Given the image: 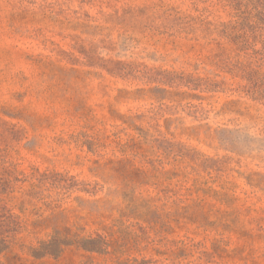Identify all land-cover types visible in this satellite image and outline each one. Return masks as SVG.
Returning <instances> with one entry per match:
<instances>
[{
    "label": "rangeland",
    "instance_id": "374dc122",
    "mask_svg": "<svg viewBox=\"0 0 264 264\" xmlns=\"http://www.w3.org/2000/svg\"><path fill=\"white\" fill-rule=\"evenodd\" d=\"M234 19L230 0H0V173L97 181L95 196L60 202L86 234L126 204L106 162L156 160L151 180L167 188H137L139 208L115 228L120 253L35 258L44 228L18 234L3 264H264V85L245 74L264 76V30L246 48L230 37ZM31 185L4 196L32 228ZM98 199L104 218L84 202Z\"/></svg>",
    "mask_w": 264,
    "mask_h": 264
},
{
    "label": "trees",
    "instance_id": "16d2710c",
    "mask_svg": "<svg viewBox=\"0 0 264 264\" xmlns=\"http://www.w3.org/2000/svg\"><path fill=\"white\" fill-rule=\"evenodd\" d=\"M230 5L233 7L235 16V19L230 22V37L236 42L241 41L248 48L250 46V36L253 35L256 38L264 30V0H230ZM245 74L250 84L257 89L262 88L264 76L262 79L258 78V72L256 71H246ZM262 91H264V88ZM121 145V151H133L137 146V142L134 138H131L121 143ZM136 157L137 154H134L133 157L124 154V157L110 160L104 164V167L111 169V177L119 180V184L122 185L123 189L125 191L129 189V191L124 193V203H126L124 206L120 204L109 208L111 212L118 208L120 217L114 219L111 224H103V232L96 231L88 234L85 233V227L70 224V217L65 209L61 210L62 204L60 202L64 199V195L69 194L74 189H79L95 196L102 189L97 181L96 183L77 181L74 177H70L69 181H66L68 180L67 178L60 180L57 179V176L40 172L38 169L31 175L26 176V178H20L14 176L15 170L6 168L5 172L0 173V264H3L1 260L2 252L11 247L18 234L25 230L29 234H35L44 228L52 229V232L49 233V238L38 240L37 244L32 243L28 246L30 254L35 258H45L47 256L57 258L70 247L102 255L117 254L124 251L121 249L126 245L125 241H122L125 238L117 236L115 228L118 225L117 222L130 216L134 209L139 208L136 195L137 188L150 182L154 183L157 188L163 185L162 180H151L156 177L152 171L153 169L150 168L155 166L156 160L144 158L141 164L137 163ZM146 166H150L149 169ZM155 167L158 168L159 166ZM168 173L169 171H162L163 175ZM26 180H32V185L29 189L22 191L21 209L22 211L36 212L38 218L32 224V228L28 226V222L22 220L21 216L13 211V206L9 204V200L4 196L6 194L9 197L14 191L13 184L16 181ZM46 184H50V186ZM51 189H58L57 195L63 196L54 198L50 192ZM166 189V187L162 188L160 192H167ZM145 200L148 202L152 198H145ZM84 202L97 207L96 210H93L86 205L90 209L89 214L96 211L98 217H105L104 211L108 210L105 207L108 200L104 202L105 206H100L103 202L100 199L93 202L84 200ZM115 264H123V262L118 259Z\"/></svg>",
    "mask_w": 264,
    "mask_h": 264
}]
</instances>
